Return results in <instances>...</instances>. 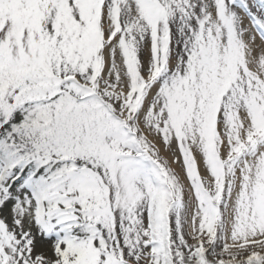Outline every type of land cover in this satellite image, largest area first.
Wrapping results in <instances>:
<instances>
[{"label":"snow or ice","instance_id":"obj_1","mask_svg":"<svg viewBox=\"0 0 264 264\" xmlns=\"http://www.w3.org/2000/svg\"><path fill=\"white\" fill-rule=\"evenodd\" d=\"M0 264H264V0H0Z\"/></svg>","mask_w":264,"mask_h":264}]
</instances>
